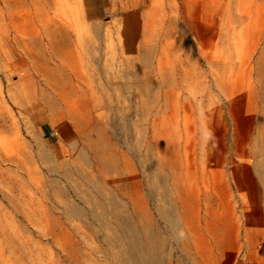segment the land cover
Segmentation results:
<instances>
[{
    "label": "rangeland",
    "instance_id": "obj_1",
    "mask_svg": "<svg viewBox=\"0 0 264 264\" xmlns=\"http://www.w3.org/2000/svg\"><path fill=\"white\" fill-rule=\"evenodd\" d=\"M0 264H264V0H0Z\"/></svg>",
    "mask_w": 264,
    "mask_h": 264
}]
</instances>
